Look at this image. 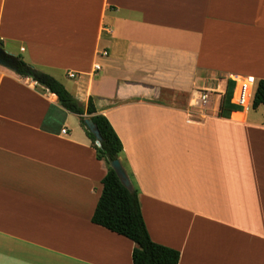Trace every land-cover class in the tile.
Wrapping results in <instances>:
<instances>
[{
	"label": "crops",
	"instance_id": "crops-1",
	"mask_svg": "<svg viewBox=\"0 0 264 264\" xmlns=\"http://www.w3.org/2000/svg\"><path fill=\"white\" fill-rule=\"evenodd\" d=\"M0 42L93 98L179 264H264V104L220 114L229 78L264 79V0H0ZM107 171L80 116L0 64V264H134L92 221Z\"/></svg>",
	"mask_w": 264,
	"mask_h": 264
},
{
	"label": "trees",
	"instance_id": "trees-1",
	"mask_svg": "<svg viewBox=\"0 0 264 264\" xmlns=\"http://www.w3.org/2000/svg\"><path fill=\"white\" fill-rule=\"evenodd\" d=\"M10 59L14 61L18 74L31 77L44 85L50 92L58 96L60 104L66 110L80 116L81 125L96 149L97 158L107 163L108 171L102 180L103 190L92 221L136 243L133 251L134 264H179V250L159 244L151 238L143 217L139 189L135 182L132 181V189L126 187L112 167V161L120 158L123 152V142L109 119L98 112L93 98H90L87 105H84L51 74L28 64L20 56ZM235 84V80L229 78L222 97L220 114L225 117H229L233 111L242 110L240 106L232 102ZM261 104H264V79L258 82L253 108H258ZM87 117L94 121L100 132V145L97 144L98 138L85 124Z\"/></svg>",
	"mask_w": 264,
	"mask_h": 264
},
{
	"label": "built area",
	"instance_id": "built-area-1",
	"mask_svg": "<svg viewBox=\"0 0 264 264\" xmlns=\"http://www.w3.org/2000/svg\"><path fill=\"white\" fill-rule=\"evenodd\" d=\"M104 54H107L104 52ZM96 69H100V65L95 66ZM70 77H74L75 74L70 72ZM236 84L233 92L232 102L240 106L243 110H250L253 108V99L257 88V81L254 76H239L234 78ZM208 99L207 93H202L199 101L206 102ZM66 132V129H63ZM97 144L100 145L97 141Z\"/></svg>",
	"mask_w": 264,
	"mask_h": 264
},
{
	"label": "water",
	"instance_id": "water-1",
	"mask_svg": "<svg viewBox=\"0 0 264 264\" xmlns=\"http://www.w3.org/2000/svg\"><path fill=\"white\" fill-rule=\"evenodd\" d=\"M11 57H14V56L9 55L0 46V64L16 71V67L14 66V61L10 59ZM85 124L89 128V130L98 138V143L100 144L101 135L94 121L90 117H87L85 119ZM111 165L116 171V173L118 174V176L120 177L123 184L126 187L132 189L133 188L132 180L125 166L123 165V162L121 161V159L120 158L115 159L114 161H112Z\"/></svg>",
	"mask_w": 264,
	"mask_h": 264
},
{
	"label": "rangeland",
	"instance_id": "rangeland-1",
	"mask_svg": "<svg viewBox=\"0 0 264 264\" xmlns=\"http://www.w3.org/2000/svg\"><path fill=\"white\" fill-rule=\"evenodd\" d=\"M263 109V107L262 108H260V109H258V115H260L261 113V110Z\"/></svg>",
	"mask_w": 264,
	"mask_h": 264
}]
</instances>
